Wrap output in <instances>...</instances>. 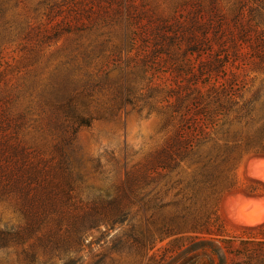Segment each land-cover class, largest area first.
<instances>
[{"label":"rangeland","instance_id":"obj_1","mask_svg":"<svg viewBox=\"0 0 264 264\" xmlns=\"http://www.w3.org/2000/svg\"><path fill=\"white\" fill-rule=\"evenodd\" d=\"M261 132L264 0H0V264H264Z\"/></svg>","mask_w":264,"mask_h":264},{"label":"trees","instance_id":"obj_2","mask_svg":"<svg viewBox=\"0 0 264 264\" xmlns=\"http://www.w3.org/2000/svg\"><path fill=\"white\" fill-rule=\"evenodd\" d=\"M219 95L220 96H217L216 98L213 99L214 101L209 103V108H207V110L205 111V116H206L205 118L206 119L209 118L208 115L211 113L212 110H214L212 108V106L215 105L218 109L219 108L222 109V108L226 107L227 104L233 103L231 101V98L229 97L230 96L229 90L220 91ZM223 99H225V100H223ZM197 101H198V99H197ZM210 117H211V114H210ZM212 119L209 118V120H212ZM261 133H264V132H261ZM187 139L188 138H184L182 141L185 142ZM176 141L181 143L179 140H176ZM183 153H186V152H183ZM167 154L168 153H165V156H168ZM177 154L182 155L181 152H177ZM15 169H16L17 176L13 179L12 182L15 183L13 185L17 186L18 188H19L18 184H22L25 181L26 177H28V179H29V182H27V185H28L27 187H29L30 186L29 183H31L33 180H36V176L48 175V173L45 172L48 170V172L51 175H53L52 180L55 181V184L51 186V188L48 190V192L56 193V192H61L64 190V188L61 185L63 183L62 180H63L64 174H65V167H62L59 165L55 168L51 167V168L45 170L44 172H43V170H41L39 168L35 169V168H32L31 166H21L20 168H18V170H17V167ZM61 175H62V180L59 178ZM42 182H43L42 188H43V192H44L48 189V185L50 182L45 181V178H42ZM65 185L67 186L65 189L68 190L70 187V184L65 183ZM25 200H26L25 203H28L29 206H31V207H32V204L36 203V204H38L39 210H43L46 208V207L42 206L43 200L39 199L37 197V194L31 193L30 195H27L25 197ZM33 201H35V202H33ZM29 215L34 216L32 212Z\"/></svg>","mask_w":264,"mask_h":264}]
</instances>
